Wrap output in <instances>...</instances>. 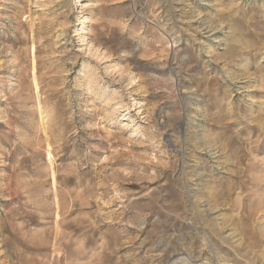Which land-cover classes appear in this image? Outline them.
<instances>
[{
    "label": "rangeland",
    "instance_id": "obj_1",
    "mask_svg": "<svg viewBox=\"0 0 264 264\" xmlns=\"http://www.w3.org/2000/svg\"><path fill=\"white\" fill-rule=\"evenodd\" d=\"M0 264H264V0H0Z\"/></svg>",
    "mask_w": 264,
    "mask_h": 264
}]
</instances>
